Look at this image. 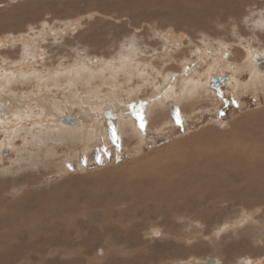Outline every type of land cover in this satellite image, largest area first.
<instances>
[{"label": "rangeland", "instance_id": "obj_1", "mask_svg": "<svg viewBox=\"0 0 264 264\" xmlns=\"http://www.w3.org/2000/svg\"><path fill=\"white\" fill-rule=\"evenodd\" d=\"M49 1L51 0H45V1L0 0V15L4 19H7V21H9L10 16H13V14H11L13 12V8H15L18 11L19 13L18 17L22 18L20 19L21 25H18L16 23V21H18L16 18L18 17L15 14L13 18H11V20L13 21L15 18L16 21L14 20L12 24L4 20V23L0 25V28H2L6 33L7 32L9 33L10 31L12 32L14 31L13 32L14 34H12L11 36H6L3 30L0 29V35H1L0 44H3L5 42H9V43L12 42L13 44H15L17 42L15 46H21V53H20L22 55L21 58L23 56H26V58L25 57H23L24 59L22 58V61L18 60L20 67H22V65L24 66L29 64L30 69L28 68V70H32L34 72L35 70L39 69V67L36 66V63L41 59L39 57V51H42L43 49L46 50V48L48 49V47H50V44L47 43L38 44V43L40 41H43L44 39H48V37L46 38V36L48 35V33L50 32L52 33L53 29L54 32H57L62 36L63 40L60 41L58 44L62 43L63 45L65 36L69 33L71 34L74 33L75 35L79 32L83 33L84 31H86L84 32V34L86 35L87 31H89L86 29H89L88 27L92 26L90 27V29L93 32H97L96 34L98 37L102 36L104 38L105 35H103L102 32H100V30L104 31L105 28L107 29L111 28V26H113L112 24L113 22L116 24L115 26H117V24L119 25V23L121 22L123 25H126L125 23L128 22L127 19H130V21H133V25L128 24L129 26L128 30H130L131 33L127 37L124 35L126 31L123 32V34L121 33L123 37H126L125 38L126 40L123 38L121 43H116L114 41H116L117 39L115 40L111 39L108 43V46L111 45L112 42H114L115 47L117 45L118 51L120 53V59L118 60H120L121 62H125V58L123 57L124 55L122 54L126 52L128 53V55H130L128 56L130 59L133 58L135 59L136 57V60L144 65L143 68H140L141 73L143 72L154 73L157 72V70L161 69L160 67L159 69L156 67L157 68L156 69L154 66H157L162 62L164 63L166 62V60H170L171 58L173 63H175L174 68H176L175 70L172 69V71L173 72L178 71V73H176V75L174 76L175 78H173V81L171 80V82L173 85L178 86V84L180 85L179 74L182 72L183 69L181 61L182 62L184 61V59H180V58L182 57L185 59L190 58L188 59L189 62L191 58L195 59L194 57H196V58H200V60L198 61L199 65L194 68L192 73L190 70L189 71L192 74V79H194V77L199 78V76L200 78L198 79L199 81H195V83L193 84H188L189 86L187 85V87L184 86L185 90L187 91L186 94L188 96L184 98L185 100L182 98L181 99L183 100L184 103L190 102V104L186 106V110L188 113L187 117L181 116L182 117L181 119L178 118L179 115L177 116L171 115L172 114L171 110H169L168 107L169 103L175 101V98L172 97L169 99L168 96H165L164 94H159L161 98L157 102H161L162 104L161 106L163 107L164 111L166 110L165 112L167 113L168 116L165 117L166 114L165 116L163 114L161 116L162 118L161 121L159 118L157 122H155L156 120H154L153 118L154 111L151 110L149 113L145 115H143L144 113L141 112V115H143L144 118L146 117L148 118V120H144L143 122H139V121L133 122V120H128V122H126V119L125 121H120V118L122 117L119 118L120 122H115V123L112 122L111 124L110 122L107 121L106 122L101 121V119H99L98 121L92 120L90 122L91 124L88 121V123H86L85 125L82 123L83 122L82 121L79 124H72L79 126H74L75 129L72 130L71 128H69L72 131L71 133V131L68 128H66V126H64L62 123L60 124L59 121H58L59 124L57 123V115L55 112L56 111L55 109L57 107L55 108L53 106H50L48 108L45 105L42 106L41 104H36L35 100L33 99H28L27 102H29V104L27 105L25 104L24 105L25 107L23 106L24 108H27L26 110H22L25 111L22 112L24 114L23 117L26 116L25 118L18 119V114H16V119L20 123L19 126L17 127L18 128L17 130H15L16 129L15 127H12L13 126L12 121L8 120L7 122L5 121L1 122L0 120L1 123L0 130H2V132L0 131V141L1 139L3 141V142L1 141L2 143L0 142L1 143L0 144V156H1L0 157V178H1L0 206H3V210L6 208L7 205L11 204L9 202V199L15 197L16 194L19 193V191L20 192L23 191L24 193L36 192L38 194H41L44 190H45L44 192L48 190H52V185L56 183L65 182L68 179L69 181L76 180L75 182H78L79 186L83 188L88 187L89 185L92 186L90 188L92 189V191L90 190L89 193L81 192L85 196L82 195L79 196V198L77 196V198L82 202H86V204H90L86 207L87 210H84L83 208V210H79V211L73 210L71 212V210L69 209H63L61 211L54 212L53 210H50L51 208L49 209V207H47L45 203H43L42 210L27 211L32 214L35 213V215L37 216L36 217L34 215L36 218L35 226L37 223H39V226L37 227L39 234L37 232H35L34 234L32 232V234L34 237L37 234H38L37 236H40L38 238L41 240L37 238L38 242L40 243H37V240L35 242L33 240L34 245H31L32 248L30 246L27 247L25 246L24 251H26V255L23 254L24 257L22 256L21 258H19L20 255L19 257H15L16 255L15 253L21 251V247L18 245V243H16L17 241L13 242L11 238V234H9L8 236L10 237L7 236V239H11V240H8L7 243L8 245H7V249H5V253L8 254V258L10 261H6L2 264H20V262L21 264L22 263L23 264H28V263L29 264H65V263L86 264V262L90 264L91 263L90 261H92L91 264H94V262L95 263L97 262L96 264H101V262L102 264H122V263L141 264L142 262H143L142 264L145 263L146 264H210L209 261L212 259L213 260L211 264H264L263 204H261L262 206L260 205V203L256 205H253L252 203L249 202L241 204L240 201L224 200L220 202V205L221 206L223 205L222 207L228 208L229 213L225 214L226 216L224 218L223 217L219 218V220L215 224L208 225L209 223H207L203 218L201 219V216L199 217L200 219L199 218L196 219L195 215L192 217L191 214H187V215L178 214L179 216L178 215L171 216L170 214H167V215L158 216L155 215L151 209L145 215L144 213L138 211V213L130 212L131 215H133V217L135 216L134 218L129 217L127 214H124L125 216L122 217V214L119 215V212H117V210L110 209L114 207L111 205H115L114 202H118V200L114 198L115 200L113 201H107L108 199L107 187L109 186V184L105 182L104 184L105 189L102 191L95 190V188L97 187V184L95 182L100 183V180L103 179L101 178L100 175L103 174L106 169H110V168L112 169L117 166H121V164L122 166L129 165L131 162L135 160V158L139 156L140 158L138 162L145 161L148 158H152L154 156L160 158L162 157L161 153L165 151L167 147L170 144H172V142L175 140L188 138L190 135L194 133L207 134L210 133V131L215 135H217L218 133L219 134H223L226 132L228 133L229 131L226 130L231 129V123H233L235 120H236L235 122H237L239 121V119L241 120L244 117H248L249 116L248 114L250 113L259 114L260 112H263L264 80L261 81V76L263 73L262 71L264 70L258 69L256 68V66L249 67L248 65H252L250 63L252 60V58L250 57V51L252 49L262 50L264 52V5H263L264 2L258 1L259 2L258 3L257 1L246 0L245 4L241 6V8L243 7V9L239 7L240 12L239 10L235 11L233 8L234 5L231 4L228 6H230L231 9L233 8V11L238 13L237 15L236 13H231V14L216 13L215 15L211 14L210 17L208 18L206 17L203 19L197 17H196L197 19L196 18L194 19L195 16H193L191 11L189 12L188 10V12L191 13L193 19H189V17L190 18L192 17L190 16V14H187L188 12H186V14L184 15L186 19L182 20V18H179V16H173V15L170 16V14L172 13L170 14L167 13L168 12V10H166L167 6L164 5L160 6V4H158L159 7L156 4L141 5L138 7L139 9L142 10V13L140 14L138 12L134 13L135 11H138L137 8L135 10H131L130 8L132 7L126 6L125 12L123 13L121 12L119 7L114 9L113 6V7H108L109 8L108 9L106 7H103L99 3L96 4L92 0H90L89 2L85 1V2L66 3L64 5H68V6H60L55 10V9H50L48 7ZM134 2L137 3L136 1ZM177 4H179L180 7L182 6L181 3L179 2ZM258 4L260 5L258 6ZM100 5L102 9L100 8ZM175 6L178 5H174L173 7ZM24 9H26V11H24ZM57 9H60V11H58ZM116 9H118L117 12ZM171 9L174 10V8ZM20 10H22V12H20ZM155 10H157L156 12L158 13H154ZM245 11L248 12L245 13ZM35 12H37L39 16L35 15ZM24 13H26L27 16L30 13L29 15L31 16H29L25 20L24 18L26 15L24 16ZM2 17L0 18V23L3 20ZM61 17L62 19L65 20L60 19ZM105 17L106 18L108 17L110 20L108 24L104 20ZM117 17L119 20L120 19L121 20L120 21L117 20ZM52 20L53 22L51 23V25L49 26L46 25L47 22H51ZM31 21L34 23H32ZM97 21L99 23H97ZM101 23H103L104 25L103 24L100 25ZM105 24L109 26H106ZM78 25H80L81 27ZM86 25L88 27H86ZM21 28H23L22 29L23 31L21 30ZM95 28L97 29L95 30ZM16 30L19 31V35L15 33ZM98 32H100L101 34L99 33L100 34L99 35ZM27 34L30 36L32 35V40L29 36H27ZM138 35H142V36L140 37ZM27 37L30 40H27L28 39ZM17 39L19 40V44ZM27 43H29L30 46L29 44L27 45ZM114 44H112L113 46H110L111 50L115 49ZM222 45L227 50V53L223 57L216 55V52H218L219 47ZM33 46L37 47V49L33 48ZM64 46H68V45H66L65 43ZM71 48H73V46ZM228 48L231 49L230 53H228ZM0 50L2 51V49ZM18 50H19L18 48L13 49V51L15 52H17ZM132 50L137 51L135 52L136 55L132 52ZM85 51L86 50L82 49L80 50L79 53L77 54L75 53V55L76 56L82 55L85 53ZM115 51L117 52V50ZM143 51L146 52L142 53ZM164 53L167 54L165 55ZM160 55L162 56L168 55L170 57L167 58L168 57L167 56L165 58V56H163L158 58V56ZM93 56L94 57L88 56V58L86 59H90L89 61H94L96 56L95 55ZM101 56L103 55H98L97 57H101ZM154 56L155 58L156 57L158 58V60H156L158 61L157 63L155 60H153L154 58H152ZM78 58L79 57L75 59L77 63H79V59H80ZM105 59L106 58L103 57V60ZM223 59L224 60L230 59V61H232L233 63L230 65H221L222 63L220 64L219 62L224 61ZM23 60H25V62ZM89 61L87 62V64H89ZM80 63L74 65L76 69L78 66H81ZM71 64L67 65V69L69 68L70 70L72 69L71 72L73 73L76 69ZM132 64L135 65L134 62H132ZM125 65L129 66L126 63ZM104 66H109V65L106 64ZM186 66H188L189 69L191 68L189 64ZM95 67L94 65H91L90 67L91 69L89 70H91L94 74L99 72L98 75H96L98 78L94 77L92 79L101 80L100 79L101 77H99V75H101L102 71L101 69L99 70L100 67L98 66ZM177 68H179L180 70H177ZM254 72L256 73L255 79L254 77L253 78L251 77L254 75ZM209 73L211 75L228 74L229 80H226L225 83L221 84L219 87L210 86L209 82L211 75ZM75 74H76L75 79H77V81H75L74 79L76 89L78 90L81 86H85L82 87L81 89L85 90L88 96L89 93H94L91 90L88 91V89L91 87L92 81L89 84L87 83L86 85L83 81L78 80L79 78L77 76V72ZM129 74L131 75V73H128V76ZM258 75L260 77H256ZM114 87L115 84L112 86V88ZM57 89L58 87L56 86L55 90L57 91ZM63 91L64 90H62V92ZM193 95L194 96L197 95L196 96L197 98L193 97ZM75 99H76L75 112H77L81 116L84 115L82 116L83 119L87 117L85 113L86 112L89 113L90 110L91 111L96 110L95 114L98 115L99 113L98 111L104 106V104H98L94 100L95 98L93 99V102L92 104H90V106L88 105V102L85 101L81 102L82 99L81 100L79 99V95H77V98ZM155 99L154 101H156ZM194 100L197 101L195 105H193ZM154 104L155 106H157V103ZM128 106L130 107V105ZM42 107L43 109L44 107H46L47 109H44L45 111H42L43 110ZM18 108L19 107L16 104L15 111L18 110ZM27 110L29 111L26 112ZM19 112H21V110ZM130 112L132 113V111L129 110L128 118L131 117ZM48 113L50 114V116H52V114H55L53 115L55 120L53 121L52 119L47 120L48 122L47 124H45L46 126L41 127V124L36 123V121L44 120L46 122L45 119H47L49 115ZM164 118L167 119L166 122L164 121ZM98 122L102 124L100 125V123ZM96 124H99L98 127L100 128L96 129L97 128ZM47 125L49 129L47 128ZM20 128L23 129V131ZM28 128L29 129L31 128V130L33 129L32 131L34 132L32 133L31 130H29ZM46 131L47 133L49 132L50 136H46L48 135L47 133H44ZM29 132L31 133L27 134ZM5 134L7 135L5 136ZM9 134L11 135L10 137ZM86 139H88L89 141H87ZM65 141L68 143H66ZM6 142L9 144H7ZM25 142L28 143V145L26 144L27 146H25ZM15 143H16V147L14 146ZM71 143L74 144L72 145ZM2 179H4V181ZM11 181L17 182L15 184L16 187H14V189H13V185L11 186L12 183ZM9 186L11 187L9 188ZM114 196L115 193L112 194V197ZM124 206H126V204L123 205V207ZM45 209L46 211H44ZM106 209H107V213H105ZM46 212L48 214H46ZM86 212L92 213L95 222H99V223L102 222L104 213H105L104 216H106L107 219L109 218L111 219L112 217H114L115 220L118 217L122 218L123 220L122 224H116V222H113L110 229H106L108 231H106L105 234H108L113 244L122 245L123 250L115 251L110 246H103L100 242H98L99 239H97L100 236V234H98L99 232L97 230H93L94 228L92 229L90 227L87 228V225H85V232H86V236L89 235L88 238L87 239L85 238L86 240L82 239L83 241L80 238H78L79 233H77L78 235L74 233L73 228L77 230L76 224L78 225V220H82L84 218V213L86 214ZM1 213L2 215L0 214V216L2 217V219L0 217V222H1L0 224H2L6 216L5 214H3L5 213V210L2 211ZM73 215L77 216L78 220H75L73 228L71 226L69 228V224L66 223V221H62L61 218L64 217L69 218ZM39 217L43 218L44 220L40 219ZM57 221L59 222L57 223ZM62 223L65 224L62 225ZM102 225L103 227L106 226L104 223H102ZM24 226H23L24 230H22L21 232L26 234L27 231L30 230V227L28 226L26 228V224H24ZM56 226L58 228H56ZM2 227L3 226H1V228ZM1 228H0V232H3L2 230H4L5 228L4 227L2 229ZM55 228L57 229V231L54 230ZM11 230L14 231L15 229H9L7 230V232H13ZM53 232L58 233V235L56 233L54 234ZM116 232L118 233L116 234ZM51 233L53 234L51 235ZM61 233L63 235L65 234L64 235L65 243L68 242L66 243V245L70 244L68 246V249L76 250L77 248L76 252H79L78 254L79 257L75 256L72 257L71 259V255H66V254L63 255L60 253L57 254L51 252L55 247L54 244L59 242V240L55 236H61L62 235ZM49 234L51 235V237H49L50 241L52 239L54 240L55 237V241L57 242H47L46 236ZM33 236H31L32 239ZM73 236L74 238L71 241L70 239H72ZM28 237L31 238L30 235ZM0 239L2 238L0 237ZM77 239H79V241L82 242L81 243L77 242ZM73 241H75L74 244ZM44 242L45 243L47 242V244L45 245ZM12 243H14V245ZM41 243H43V245L45 246H43ZM61 244L63 245L62 242ZM11 246H14L13 247L14 249ZM16 247L17 249H15ZM179 248L181 249V252L176 251V250H180ZM14 250L16 251L13 252ZM135 250L137 253L135 252ZM29 259L31 260V262H29L30 261ZM76 259H78V261ZM106 259H108L109 261Z\"/></svg>", "mask_w": 264, "mask_h": 264}, {"label": "bare ground", "instance_id": "obj_2", "mask_svg": "<svg viewBox=\"0 0 264 264\" xmlns=\"http://www.w3.org/2000/svg\"><path fill=\"white\" fill-rule=\"evenodd\" d=\"M45 1V0H43ZM89 2L90 0H51L49 1L48 7L50 9H55L59 8L60 6H68V5H64L66 3H75V2ZM94 1L96 4L99 3L101 4L103 7H113L115 8H120L121 12H125V8L126 6H130L132 8H130L131 10H135L136 8L138 9V11H135L134 13H142V10L139 9L138 7L141 5H153L156 4L158 7L160 4V6H167L168 12L167 13H172L170 14L173 16H179V18H182V20H185V14L186 12L191 11V13L193 14L194 19L197 18H208L210 17L211 14H216V13H223V14H231V13H236L233 11L234 10H239L241 8V6L243 4H245L246 0H186V1H181V0H92ZM134 1H136L137 3H135ZM250 1V0H247ZM251 1H261L264 2V0H251ZM28 2V1H27ZM181 3V7L179 6V4L177 3ZM259 3V2H258ZM44 4V3H42ZM47 4V3H45ZM233 4V8L231 9L230 6ZM254 4V3H253ZM263 4V3H261ZM37 5V3H36ZM88 5V4H87ZM100 5V8L102 9ZM174 5H178L173 7ZM260 4H258L259 6ZM264 5V4H263ZM12 6V5H11ZM26 6V5H25ZM43 6V5H42ZM236 6V7H235ZM157 7V8H158ZM240 7V8H239ZM26 8V7H25ZM155 8V9H157ZM164 8V7H163ZM171 8H174V10H172ZM248 8V6H247ZM254 8V7H253ZM257 8V7H256ZM13 8V12L11 14H14L18 17V11ZM20 9V8H19ZM27 9V8H26ZM26 9H24V11H26ZM69 9V8H68ZM67 9V10H68ZM109 9V8H108ZM113 9V10H114ZM129 9V10H130ZM243 9V7L241 8ZM245 9V8H244ZM30 10V9H29ZM58 11H60V9H57ZM118 9H116L117 12ZM149 10V9H148ZM207 10V11H204ZM246 10V9H245ZM10 11V10H9ZM52 11V10H51ZM115 11V10H114ZM157 10L154 11V13H158L156 12ZM20 12H22V10H20ZM28 12V11H27ZM38 12V11H37ZM37 12H35V15H38ZM133 12V11H132ZM131 12V13H132ZM187 13L190 14L191 13ZM240 12V10H239ZM243 12V10H242ZM248 11H245V13ZM5 13V12H4ZM33 13V12H32ZM122 13V14H123ZM128 13V12H127ZM3 14V13H1ZM22 14V13H21ZM30 14V13H29ZM26 15V13H24L25 16V20L31 16ZM129 14V13H128ZM238 13H236L237 15ZM244 14V13H243ZM105 15V14H104ZM233 15V14H232ZM1 16V15H0ZM13 16H10L9 21H7V19L3 18V22L1 21L0 25L2 23H4V20L9 22V23H13V21L16 19L18 21H16V23L18 25L20 24V17L18 18H14V20L12 21L11 18H13ZM22 16V15H20ZM39 16V15H38ZM125 16V15H123ZM188 16V15H187ZM186 16V17H187ZM225 16V15H224ZM0 17V18H1ZM143 17V16H142ZM192 17V16H191ZM235 17V15H234ZM35 18V17H34ZM69 18V17H68ZM115 18V17H114ZM141 18V17H139ZM174 18V17H173ZM196 18V19H197ZM37 19V16H36ZM62 19V17L60 18ZM189 19H193L189 17ZM201 19V20H202ZM40 20V19H39ZM38 20V21H39ZM46 20V19H44ZM65 20V19H62ZM68 20V19H67ZM96 20V19H95ZM104 20L107 22H110L109 18L105 17ZM109 20V21H108ZM117 20L118 17H117ZM121 20V19H120ZM119 20V21H120ZM124 20V19H123ZM128 22H126V25H123L122 22L119 23V25L117 24V26H115L116 24L113 22V26H111V28H103L104 31L100 30V32H102L103 35H105V37L103 38L102 36L98 37L97 36V32H93L90 27H88L86 25V27H88L89 30L87 31L86 35L83 33L79 32L77 34L74 35L69 33L65 36L64 39V44L66 42V39L69 38L70 39H77V45L76 43H74L75 46V50L77 51V48L79 47L80 50L84 49L86 50L84 54L86 58H88V56H92L93 55L96 56L95 53H97L98 55H103L105 56L107 53L106 51L110 48V46H113L112 44H114V42L116 43H121V41L123 40V38L125 39L130 33L131 31L128 30L129 26L128 24L133 25V21H130V19H127ZM147 20V19H146ZM41 21V20H40ZM91 21V20H90ZM94 21V20H93ZM154 21V20H153ZM188 21V20H186ZM194 21V20H193ZM192 21V22H193ZM6 22V24H7ZM32 22V21H31ZM100 22V20H99ZM97 21V23H99ZM125 22V21H124ZM236 22V21H235ZM34 23V22H32ZM88 23V22H85ZM105 23V22H104ZM152 23V22H151ZM172 23V22H171ZM23 24V23H22ZM90 24V23H89ZM93 24V22H92ZM96 24V23H95ZM103 23H101L100 25H102ZM173 24V23H172ZM171 24V27H172ZM4 25V24H3ZM32 25V24H31ZM99 25V27H100ZM104 25V24H103ZM106 25V24H105ZM187 25V24H186ZM195 25V24H194ZM17 26V25H16ZM15 26V27H16ZM109 26V25H106ZM125 26V27H124ZM23 27V26H22ZM31 27V26H30ZM167 27V26H166ZM195 27V26H194ZM33 28V26H32ZM98 28V26H97ZM95 28V30L97 29ZM2 29V28H0ZM10 29V28H7ZM15 29V28H14ZM23 28H21L22 30ZM93 29V28H92ZM114 29V30H113ZM3 30V29H2ZM94 30V31H95ZM18 31V30H16ZM23 31V30H22ZM33 31V30H32ZM83 31V29H82ZM126 33L124 34L126 37H123V32ZM243 31V30H242ZM4 32V30H3ZM14 32V31H13ZM12 31H10L9 33L4 32L6 34V36H11L12 34H14ZM98 32V34L100 33ZM24 33V32H23ZM122 33V34H121ZM101 34V33H100ZM99 34V35H100ZM1 36V35H0ZM34 36V35H33ZM138 36H142V35H138ZM25 37V36H24ZM26 38V37H25ZM32 38V37H31ZM35 38V37H33ZM20 39V38H18ZM17 39V40H18ZM22 39V38H21ZM113 39H117L116 41L112 42L111 45L108 46L109 41ZM28 40V39H27ZM84 40V41H83ZM126 40V39H125ZM19 41V40H18ZM21 41V40H20ZM24 41V40H23ZM68 41V39H67ZM73 41V40H71ZM31 42V41H30ZM69 42V41H68ZM66 43V45L71 46L72 47V42L71 43ZM17 43V42H16ZM15 43V44H16ZM26 43V40H25ZM14 44V45H15ZM29 43H27L28 45ZM58 44V43H57ZM63 44V45H64ZM72 44V45H71ZM105 44H107L106 49L104 48ZM123 44V43H122ZM121 44V45H122ZM73 45V48H74ZM124 45V44H123ZM131 45V44H130ZM30 46V44H29ZM58 48L62 46V43L55 45ZM86 46V47H85ZM133 46V44H132ZM25 47V46H22ZM53 47V46H52ZM67 47V46H66ZM109 47V48H108ZM115 47V44H114ZM165 47V45H164ZM31 48V47H30ZM45 48V47H44ZM49 48V47H48ZM54 48V47H53ZM87 48V49H86ZM117 48V45H116ZM217 48V46H216ZM252 48V47H251ZM254 48V47H253ZM29 49V48H28ZM47 49V48H46ZM52 49V48H50ZM61 49V48H59ZM105 49V50H104ZM123 49V48H122ZM156 49V48H155ZM5 50V49H4ZM79 50V51H80ZM125 50V49H124ZM218 50V49H217ZM231 50V49H230ZM53 51V50H52ZM114 51V50H113ZM254 51H257L254 53ZM61 53V51H59ZM133 52V51H132ZM157 52V51H156ZM154 52V53H156ZM79 53V52H77ZM161 53V52H160ZM227 53V50L225 49V47L220 46L218 52H216V55L218 56H224ZM254 53V54H253ZM87 54V55H86ZM165 54V53H164ZM167 54V53H166ZM165 54V55H166ZM233 54V53H232ZM124 55L123 57L125 58V62L123 63H130L132 62V59H130L128 56V53H124L122 54ZM164 55V56H165ZM254 55V56H253ZM168 56V55H167ZM165 56V58L167 57ZM239 56V54H238ZM26 57V56H25ZM122 57V58H123ZM174 57V55H173ZM236 57V56H235ZM250 57L252 58L251 60V64L252 65H248L250 66H256L257 67V63L260 62L261 59H264V52L262 50H256V49H252L250 51ZM23 58V57H22ZM22 58L20 59L22 61ZM153 58V57H152ZM169 58V56L167 57ZM230 58V57H229ZM24 59V58H23ZM79 59V58H78ZM134 59V58H133ZM171 59V58H170ZM192 59V58H191ZM221 59V58H220ZM35 60V59H34ZM79 59V62H82L80 65H88V66H84L83 70L85 68V70L87 72H89V75L87 77H85V80H89V82H87L88 84L91 82V79L94 77H97L96 75H98V73H93L89 66V64H87V62L90 59H85V60H81ZM165 60V59H164ZM197 60H200V58H198ZM224 60V59H223ZM227 60V59H226ZM221 61L219 62L221 65H230L233 62L230 61V59H228L227 61ZM25 62V60H23ZM60 61V60H59ZM78 61V60H77ZM135 61V60H134ZM141 61V60H140ZM163 61V60H162ZM175 61V60H174ZM90 62V61H89ZM121 62V61H120ZM38 63V62H37ZM62 63V62H61ZM157 63V62H156ZM155 63V64H156ZM163 63V62H162ZM183 62L181 61V64ZM188 64V63H187ZM198 64V63H196ZM246 64V63H245ZM2 65V64H1ZM41 65V64H40ZM55 65V64H54ZM60 65V64H59ZM62 65V64H61ZM72 65V64H71ZM19 66V63L18 65ZM26 65H22V67L19 66V70L21 72V69L23 71ZM74 66V65H73ZM72 66V67H73ZM78 66V67H81ZM15 67V66H14ZM95 67V66H94ZM182 72L179 74L180 78H179V83L180 85H182V88H184V86L187 87L188 84H193L195 83V81H199L197 77H194V79H192V72L190 73V71L188 70V66L182 64ZM45 68V67H44ZM75 68V66H74ZM73 68V70H74ZM96 68V67H95ZM152 68V67H151ZM159 69V67H157ZM156 68V69H157ZM13 69V68H12ZM35 69V68H34ZM33 69V70H34ZM76 69V68H75ZM80 69V68H79ZM94 69V68H93ZM150 69V68H149ZM260 69V68H258ZM18 70V69H17ZM25 70V69H24ZM39 70V69H38ZM68 70V69H67ZM70 70V68H69ZM68 70V71H69ZM72 70V69H71ZM98 70V68H97ZM100 70V69H99ZM152 70V69H151ZM264 70V69H261ZM55 71V70H54ZM96 71V70H95ZM56 72V71H55ZM78 73V71H76ZM83 72V71H82ZM101 72V71H100ZM151 72V71H150ZM262 76H261V81L264 80V71H262ZM14 73V72H13ZM17 73V72H15ZM14 73V74H15ZM19 73V72H18ZM25 73V72H24ZM48 73V72H47ZM53 73V72H52ZM58 73V72H57ZM68 73V72H67ZM190 73V74H189ZM4 74V73H3ZM10 74V73H9ZM49 74V73H48ZM47 74V75H48ZM72 74V73H71ZM75 74V72H74ZM210 74V73H209ZM255 72L254 75L251 76L252 78L254 77L255 79ZM259 74V73H258ZM24 75V74H23ZM37 75V74H36ZM130 75V74H129ZM151 75V74H150ZM171 75V74H170ZM211 75V74H210ZM260 75V74H259ZM256 76V77H260V76ZM40 76V75H39ZM73 76V75H72ZM222 75L219 74H212L210 76V86H214V87H219L221 84H224L226 80H229V75L225 74L222 83L220 82V80L218 78H221ZM19 76H17L18 78ZM41 77V76H40ZM100 77V75H99ZM98 78V77H97ZM175 78V77H174ZM53 79V78H52ZM80 79V78H79ZM78 79V80H79ZM172 79V78H171ZM251 79V78H250ZM253 79V80H254ZM13 80V79H12ZM97 80V79H96ZM32 81V80H31ZM75 81H77V79H75ZM173 81V80H172ZM252 81V80H251ZM170 82V81H169ZM39 83V82H38ZM81 83V82H80ZM96 84V81L94 82ZM172 83V82H171ZM221 83V84H220ZM252 83V82H251ZM256 83V82H255ZM261 83V82H259ZM44 85V83H42ZM98 84V83H97ZM136 84V83H135ZM202 84V83H201ZM9 85V84H8ZM24 85V84H23ZM81 85V84H80ZM168 85V84H167ZM166 85V86H167ZM90 86V85H89ZM189 86V85H188ZM192 87V86H191ZM199 87V86H198ZM131 88V87H130ZM86 89V88H85ZM197 89V88H196ZM140 90V89H139ZM156 90V89H155ZM192 90V89H191ZM206 90V89H205ZM117 91V90H116ZM198 91V90H197ZM175 93V92H174ZM200 93V92H199ZM198 93V94H199ZM177 94V93H176ZM197 94V95H198ZM180 95V94H178ZM201 95V94H200ZM157 98H156V97ZM154 97L156 98L154 100H151V105H147V109H143L141 108L142 113L147 112L148 110H152L154 111V120H156L155 122H157L160 118L161 121V116L164 114H166L165 117H167V113L164 111L163 107L161 106V102H157L161 97L159 94L155 95ZM21 97V96H20ZM25 98V96H22ZM21 97V100H17V105H18V110L15 111V105L11 104V106L8 107V109H6L5 106V100H1L0 101V120L7 122L8 120L13 122V126L15 127L17 130L18 126H19V121L16 119V114H18V119H23L25 117H23V113L25 111L22 110H26L27 108H24L25 104H29V102L24 101ZM194 97V95H193ZM201 97V96H200ZM198 97V98H200ZM36 97L33 96H28L26 99H35ZM44 98V97H43ZM178 98V97H176ZM180 101L181 102H176L177 100H175L174 102L172 101V103H169V110H171V115H179L178 118H182L183 116L187 117L188 113L186 110V106L190 104V102L188 103H184L183 100L181 99V95L179 96ZM197 98V97H196ZM195 98V99H196ZM170 99V97H169ZM188 99V98H186ZM194 99V98H193ZM39 100H41V98H39ZM76 100V99H75ZM79 100V99H78ZM185 100V99H184ZM80 101V100H79ZM150 101V100H149ZM36 102V101H35ZM47 102V101H46ZM133 102L135 101H131V102H127L128 105H130V107H132V105L134 104ZM139 102V101H138ZM137 102V103H138ZM148 102V101H147ZM163 102V101H162ZM171 102V100H170ZM34 103V102H33ZM38 103V102H37ZM36 103V104H37ZM123 103V102H122ZM134 106H136V104ZM154 103H157V106H155ZM197 103L196 100H194V104L195 105ZM35 104V105H36ZM67 104V103H66ZM24 106V107H23ZM43 106V103H42ZM70 106V105H69ZM114 106V105H113ZM125 106V107H126ZM155 106V107H154ZM120 107V106H119ZM129 107V106H128ZM66 108V107H65ZM114 108V107H113ZM43 109V107H42ZM44 109H47L46 107H44ZM42 111H45V110ZM117 109V108H116ZM120 109V108H119ZM118 109V110H119ZM162 109V110H161ZM6 110H8V112L10 114L6 113ZM21 110V112H19ZM108 110V112H107ZM124 113L123 111H121V113H123L122 115H124L127 111L129 112V110H127L126 108L124 109ZM132 110V109H131ZM130 110V111H131ZM140 110V109H139ZM29 110H27L26 112H28ZM37 111V110H35ZM96 110H93L88 113L86 112L85 114L87 115V117H85L83 119L82 116L84 115H80L77 112L75 113H67V115H65V113L59 112L61 114V116H59L58 111H57V115L59 117H57V123L60 124L62 123L64 126H66V128H71L75 129L74 126H79V125H71V124H79L82 123L85 125L86 123H89L92 120H96L98 121L99 119H101V121L104 122H110V124L113 122H120V121H125L128 122V116L129 113L125 116H127L125 118L124 116V120L117 118V116L112 113L113 109H111V107H105L103 106L98 112V115L95 114ZM177 111V112H176ZM48 112V111H47ZM56 112V111H55ZM70 112V110H69ZM80 112V111H79ZM104 112H107L106 114ZM168 112V111H167ZM176 112V113H175ZM40 113V112H39ZM45 113V112H44ZM50 113V112H49ZM48 113V114H49ZM82 113V112H81ZM152 113V112H151ZM175 113V114H173ZM31 114V113H30ZM52 114V113H51ZM64 114V115H63ZM70 114H73L72 117V122H69L68 120L63 121L61 118H64ZM105 114V115H104ZM169 114V113H168ZM29 115V114H27ZM52 116H50V114L48 115L46 122L44 120H37L36 123H40L41 127L46 126L45 124H47V120L52 119L55 120V118ZM118 115V114H117ZM121 115V116H122ZM248 117H244L241 120L239 119V121L237 122H233L231 123V129L226 130L229 131L228 133H223V134H217L215 135L214 133H201V134H192L190 135L188 138H182L180 140H175L172 142V144H170L167 149L165 151H163L162 157H152V158H148L145 161L142 162H138L139 161V157L135 158V160L133 162H131L129 165H125V166H117L115 168H110V169H106L104 171L103 174H101V179L100 183L99 182H95L97 184V187L95 188L96 191H102L105 189V182L107 184H109V186L107 187V201H113L115 200L114 198H116L118 200V202H114L115 205H111L114 206L113 208L110 209H114L117 210V212H119V215L122 214V217H124V214H127L129 217H133V215H131V213H138L142 212L144 213V215L146 213H148V211H150V209L152 210V212L155 215H167L170 214L171 216H176L178 214H191L192 217L195 215L196 219L199 218L201 216V219L203 218L207 223L210 224H215L219 218L221 217H225L227 213H229V209L222 207L220 205V202L224 201V200H233V201H240L241 204L243 203H252L253 205H256L258 203L263 204L264 207V110L263 112H260L259 114H254V113H250L248 114ZM37 116V115H36ZM46 116V114H45ZM119 117H121L120 115H118ZM182 116V117H181ZM123 117V116H122ZM152 117V116H151ZM40 118V117H39ZM46 118V117H45ZM177 118V119H178ZM32 119V118H31ZM176 119V118H175ZM27 120V118H26ZM166 118H164V121L166 122ZM30 121V120H29ZM59 121V122H58ZM24 122V121H23ZM25 123V122H24ZM33 123V122H31ZM35 123V124H36ZM54 123V124H57ZM100 123V122H98ZM1 124V123H0ZM11 124V123H10ZM9 124V125H10ZM29 124V123H28ZM91 124V123H90ZM95 124V123H94ZM102 123H100L101 125ZM51 125V124H50ZM53 125V124H52ZM97 125V126H96ZM95 126L97 127L96 129L100 128L98 127L99 124H96ZM30 126V125H29ZM39 126V125H38ZM56 126V125H55ZM70 126V127H69ZM105 126V125H104ZM21 127V126H20ZM37 127V126H36ZM61 127V126H60ZM109 127V126H108ZM2 128V127H1ZM24 128V126H23ZM34 128V127H33ZM48 128V125H47ZM102 128V127H101ZM6 129V128H5ZM9 129V128H8ZM21 129V128H20ZM29 129V128H28ZM49 129V128H48ZM23 131V129H21ZM19 130V131H21ZM31 130V128L29 129ZM33 130V129H32ZM31 132L33 133L34 131ZM40 130V129H39ZM70 130V129H69ZM70 130V131H71ZM2 132V130H0ZM8 131V130H7ZM53 131V130H52ZM51 131V132H52ZM77 131V130H76ZM13 132V131H12ZM25 132V131H24ZM31 132L27 133L30 134ZM200 132V131H198ZM203 132V131H202ZM7 133V132H6ZM23 133V132H21ZM44 133H47L44 132ZM72 133V131H71ZM217 133V132H216ZM25 134V133H24ZM48 135L46 136H50L49 132L47 133ZM67 134V133H66ZM7 134H5L6 136ZM20 135V134H19ZM18 135V136H19ZM38 135V134H37ZM55 135V134H54ZM70 135V134H69ZM116 135V134H115ZM11 135L9 134V137ZM35 136V135H32ZM58 136V135H56ZM71 136V135H70ZM99 136V135H97ZM223 136V137H222ZM38 137V136H37ZM90 137V136H89ZM101 137V136H100ZM41 138V137H40ZM44 138V137H43ZM13 139V137H12ZM49 139V138H48ZM24 140V138H23ZM26 140V139H25ZM34 140V139H33ZM50 140V139H49ZM56 140V139H55ZM87 141H89L88 139H86ZM2 141V139H1ZM0 141V142H1ZM8 141V140H6ZM35 141V140H34ZM41 141V140H39ZM69 141V138H68ZM84 141V140H83ZM86 141V142H87ZM3 142V141H2ZM1 142V143H2ZM28 142V141H27ZM25 142V146L28 145V143ZM66 142V141H65ZM0 143V144H1ZM7 143V142H6ZM49 143V142H48ZM68 143V142H66ZM84 143V142H83ZM9 144V143H7ZM12 144V143H10ZM27 144V145H26ZM70 144V143H69ZM72 144V143H71ZM74 144V143H73ZM72 144V145H73ZM80 144V141H79ZM82 144V143H81ZM42 145V144H41ZM12 146V145H11ZM16 147V143L14 145ZM13 146V147H14ZM77 146V145H76ZM87 146V145H85ZM141 146V145H140ZM40 147V146H39ZM4 148V147H3ZM22 149V148H21ZM24 149V148H23ZM134 149V148H133ZM26 150V149H25ZM18 151V150H17ZM69 151V150H68ZM29 153V152H28ZM34 153V152H33ZM38 155V154H37ZM49 155V154H48ZM1 157V156H0ZM38 157V156H37ZM144 157V156H143ZM146 159V158H145ZM40 163V162H39ZM127 164V163H126ZM35 166V165H34ZM4 167V166H3ZM30 168V167H28ZM33 169V168H32ZM31 170V169H30ZM28 172V170H27ZM31 172V171H30ZM9 174V173H8ZM24 177V176H23ZM22 178V177H21ZM1 179V178H0ZM4 181V179H2ZM1 181V180H0ZM7 181V180H5ZM76 180H71L69 181L66 180L65 182H61V183H56L54 185H52V190H48L46 192H42L41 194H38L36 192H27L24 193L23 191H19V193L16 194L15 197H12L9 199V202L11 203L10 205H7L5 210V219L2 222V224H0V228L1 226H3L5 229L2 230L3 232H0V237L2 239H0V264L6 262V261H10L8 258V254L5 253V249H7V243L8 240L11 239H7V236L9 234H11V238L13 240V242L18 243V245L21 247V251L16 252L15 257H20L22 256L24 257V255H26V251H24L25 246H30L34 245V242L37 240L38 237L37 236L39 234L38 232V226L39 223L36 224L35 226V213H30L27 212L29 210H42L43 207V203L46 204L47 207H49L50 210H53L54 212L57 211H61L63 209H69L71 210V212L73 210H87V206L90 204H86V202H82L81 200H79V196L84 195L83 193H89L90 190L92 191V189H90L92 186L91 185H87L88 187H80L78 182H75ZM12 182V181H11ZM10 182V183H11ZM17 182L13 181L11 183V186L13 185V189ZM29 183V182H26ZM4 184V183H3ZM5 185V184H4ZM94 185V184H93ZM9 186V188L11 187ZM79 186V187H78ZM84 186V185H83ZM6 187V186H4ZM3 187V188H4ZM29 189V188H28ZM83 192V193H81ZM22 193V194H21ZM115 193V196L112 197V194ZM27 195V196H26ZM26 196V197H24ZM78 196V198H77ZM85 196V195H84ZM67 198V199H65ZM5 200V199H4ZM3 200V201H4ZM8 201V200H7ZM99 201V200H98ZM124 201V202H121ZM226 202V201H225ZM4 204V203H2ZM123 207V205H125ZM140 204V205H138ZM99 205V204H98ZM262 206V205H261ZM234 207V206H233ZM3 210V206H0V214L2 215V211ZM48 210V209H47ZM104 210V209H103ZM102 210V211H103ZM109 210V209H108ZM143 210V211H141ZM33 211V212H35ZM46 211V209L44 210ZM90 211V210H89ZM7 212V213H6ZM27 212V213H26ZM39 212V211H38ZM41 212V211H40ZM110 212V211H109ZM113 212V211H112ZM131 212V213H130ZM253 212V211H252ZM37 213V212H36ZM100 213V212H99ZM102 213V212H101ZM105 213H107V209L105 210ZM105 213L103 214V218H102V222H95V220L93 219V214L86 212V214L84 213V218L82 220H78L77 216L73 215L71 217H64L61 218L62 221H66V223L69 224V228L70 226L73 228L74 227V222L75 220H78V225L76 224V229L75 230L73 228L74 233H79L78 238H80L81 240L84 239L86 240L88 238V236H86V232H85V225H87V228L90 227L91 229L94 228L93 230H97L100 234L99 241L103 246H110L113 248V250L118 251V250H123L122 245H116L113 244L112 241L110 240L108 234H105L106 229H110L111 225L113 224V222H116V224H122L123 220L122 218H115L112 217L111 219H107L105 215ZM42 214V213H41ZM46 214H48L46 212ZM52 214V212H51ZM114 214V213H113ZM247 214V212H246ZM35 215V216H34ZM50 215V214H49ZM55 215V214H54ZM109 215V214H108ZM138 215V214H137ZM48 216V215H47ZM81 216V214H80ZM83 216V214H82ZM179 216V215H178ZM1 217V216H0ZM37 217V216H36ZM54 217V216H53ZM109 217V216H107ZM127 217V216H126ZM135 217V216H134ZM133 217V218H134ZM145 217V216H144ZM166 217V216H165ZM40 218V217H39ZM44 218V215H43ZM40 218V219H43ZM100 218V220H101ZM2 219V217H1ZM51 219V218H50ZM56 219V218H55ZM96 219V217H95ZM98 219V218H97ZM167 219V218H166ZM200 219V218H199ZM198 219V220H199ZM44 220V219H43ZM60 220V218H59ZM169 220V218H168ZM48 221V220H47ZM112 221V222H111ZM56 222V221H55ZM59 221H57L58 223ZM111 222V223H110ZM1 223V222H0ZM53 223V222H52ZM51 223V224H52ZM102 223H104L106 226L103 227ZM126 223V222H125ZM143 223V222H141ZM148 223V222H147ZM231 223V222H230ZM234 223V222H233ZM24 224H26V228L29 226L30 230L27 231L26 234L22 233L21 231L24 230L23 226ZM49 224V223H48ZM65 223H62V225H64ZM137 224V223H136ZM142 225V224H141ZM207 225V226H208ZM42 226V224H41ZM49 226V225H48ZM51 226V225H50ZM61 226V224H60ZM2 227V228H3ZM25 227V226H24ZM44 227V226H43ZM66 227V226H65ZM64 227V228H65ZM1 228V229H2ZM56 228H58L56 226ZM54 229L57 231V229ZM68 228V229H69ZM210 228V226H209ZM9 229H15L13 232H7V230ZM44 229V228H41ZM50 229V228H48ZM60 230V229H58ZM161 230V229H160ZM207 230V229H206ZM89 231V230H88ZM105 231V232H104ZM118 231V230H117ZM134 231V230H133ZM172 231V230H171ZM35 232H37L35 235V237L33 236V234ZM52 232V231H51ZM96 232V231H95ZM101 232V233H100ZM173 232V231H172ZM54 233V232H53ZM51 233V235L53 234ZM56 233V232H55ZM54 233V234H55ZM66 233V232H65ZM70 233V232H69ZM118 232H116L117 234ZM122 233V232H121ZM58 235V233H56ZM62 234V233H61ZM97 234V233H96ZM97 234V235H98ZM124 234V233H123ZM163 234V233H162ZM161 234V235H162ZM30 235L33 236L29 238L28 236ZM51 235H47L46 236V241L47 242H57L55 241V237H57V239L59 240V242L61 241L63 243V245L61 244V242H57L54 244V248H53V253H57V254H63V255H71V259L72 257H77L79 252H76V250H71L68 249V246L70 245H66L65 243V237L62 234L61 236H55L54 240L52 239L50 241ZM73 235V234H72ZM78 235V234H77ZM76 235V236H77ZM94 235V234H93ZM95 236V235H94ZM114 236V235H113ZM132 236V235H131ZM10 237V236H8ZM70 237V236H69ZM96 237V236H95ZM123 237V236H122ZM138 237V236H137ZM43 238V237H42ZM74 236L72 237V239H70L71 241L73 240ZM77 238V237H76ZM86 238V239H85ZM90 238V237H89ZM115 238V237H114ZM126 238V237H125ZM133 238V237H132ZM136 238V237H135ZM189 238V237H188ZM39 239V238H38ZM56 239V240H57ZM96 239V240H97ZM34 240V242H33ZM41 240V239H39ZM142 240V239H141ZM191 240V239H190ZM83 241V240H82ZM81 241V242H82ZM129 241V240H128ZM47 242L44 244L46 245ZM75 241H73L74 244ZM77 242L81 243L79 241V239H77ZM92 242V241H91ZM97 242V243H98ZM11 243V241H10ZM9 243V244H10ZM37 243L38 242L37 240ZM88 243V242H87ZM132 243V242H131ZM14 245V243H12ZM43 245V243H41ZM53 244V243H51ZM60 244V245H59ZM72 244V243H71ZM91 244V243H90ZM36 245V244H35ZM43 245V246H45ZM50 245V244H49ZM48 245V246H49ZM89 245V244H88ZM125 245V244H124ZM128 245V244H127ZM17 246V245H16ZM42 246V248H43ZM12 248L14 246H11ZM18 247V246H17ZM17 247L15 249H17ZM79 247V246H78ZM32 248V247H31ZM36 248V247H35ZM33 248V249H35ZM45 248V247H44ZM50 248V247H48ZM122 248V249H121ZM14 249V248H13ZM20 249V248H19ZM37 249V248H36ZM85 249V248H84ZM93 249V248H92ZM109 249V248H108ZM180 249V248H179ZM11 250V249H10ZM41 250V249H40ZM44 250V249H43ZM51 250V249H50ZM94 250V249H93ZM100 250V249H99ZM125 250V249H124ZM128 250V248H127ZM7 251V250H6ZM16 250H14L13 252H15ZM18 251V250H17ZM79 251V250H78ZM83 251V250H82ZM107 251V250H106ZM132 251V250H130ZM134 251V250H133ZM176 251H180V250H176ZM183 251V250H182ZM241 251V249H240ZM42 252V251H41ZM87 252V251H86ZM108 252V251H107ZM106 252V254H107ZM136 252V250H135ZM147 252V251H146ZM50 253V252H49ZM92 253V252H91ZM117 253V252H116ZM129 253V252H127ZM131 253V252H130ZM137 253V252H136ZM11 254V253H10ZM24 254V255H23ZM35 254V252H34ZM38 254V253H37ZM51 254V253H50ZM105 254V255H106ZM134 254V253H133ZM182 254V253H181ZM29 255V254H28ZM85 255V254H84ZM92 255V254H91ZM98 256V255H97ZM79 257V256H78ZM96 257V255H95ZM120 257V256H119ZM148 257V256H147ZM11 258V257H10ZM69 258V257H68ZM18 259V258H17ZM16 259V260H17ZM57 259V258H56ZM74 259V258H73ZM82 259V257H81ZM119 259V258H118ZM145 259V258H144ZM150 259V258H149ZM27 260V259H26ZM30 260V259H29ZM75 260V259H74ZM78 261V259H76ZM108 260V259H106ZM136 260V259H135ZM182 260V259H181ZM24 261V260H22ZM94 261V260H93ZM102 261V260H101ZM109 261V260H108ZM113 261V260H112ZM111 261V262H112ZM31 262V260L29 261ZM70 262V261H69ZM80 262V260H79ZM83 262V260H82ZM81 262V263H82ZM92 263V261H90ZM99 262V261H98ZM114 262V261H113ZM9 263V262H8ZM12 263V262H11ZM28 263V262H27ZM73 263V262H72ZM90 263V264H91ZM97 263V262H96ZM94 262V264H96ZM100 263V262H99ZM121 263V262H120ZM141 263V262H140ZM143 263V262H142ZM141 263V264H142ZM21 264V262H20ZM23 264V263H22ZM29 264V263H28ZM66 264V263H65ZM86 264H89L88 262H86ZM102 264V262H101ZM123 264V263H122ZM125 264V263H124ZM129 264V263H128ZM146 264V263H145Z\"/></svg>", "mask_w": 264, "mask_h": 264}, {"label": "crops", "instance_id": "obj_3", "mask_svg": "<svg viewBox=\"0 0 264 264\" xmlns=\"http://www.w3.org/2000/svg\"><path fill=\"white\" fill-rule=\"evenodd\" d=\"M59 21H61V20H59ZM52 22H53V20L51 22H47L46 25L49 26V25H51ZM83 25H85V24H83ZM78 26H80V25H78ZM15 33L19 35V31H15ZM27 36H29L30 38L32 37V35L30 36L28 34H27ZM47 37H48V39H44L43 40L44 42L40 41L38 43V44L47 43V44H50V47L46 50L43 49L42 51H39V57L41 59L38 61V63H36V66L39 67V70H35L34 72L32 70H28L29 64L26 65V68H24L25 70L23 69V71H22V69H21V72L19 70L20 65L17 66L20 59H21V56H22L20 54L21 53V46H15L12 42H10V43L5 42L3 44H0V49H2V51H3L2 52L0 50V101L5 100V102H7V103H5L6 109H8V107L11 106V104L16 105L17 104V103H15L16 99L21 100V97L25 96V98L24 97H22V98H24L23 99L24 101H27L28 99H26V98L31 95L33 97H36L34 100L36 101V103L38 102L37 104L42 105V103H43V106L45 105L48 108L50 106H53L55 108L57 107L55 109L56 115L59 112H61V114L65 113V115H67V113L68 114L69 113H75V104H76L75 98H77V95H79V99L80 100L82 99L81 102L82 101L88 102L89 106H90V104H92L93 99L95 98L94 100L98 104H104V106L111 107V109H113L112 113H114L117 116V118H120L118 115L121 116L124 113L125 108L128 110L130 108V110L132 109L131 110L132 113L130 112L131 117L128 118V120H133V122H136V121L143 122L144 120H148V118L147 117L144 118L143 115L149 113L150 110L148 112H145L143 115H141V112H140L141 108L140 107H142L143 109L144 108L147 109L146 108L147 105H151V100L155 99V97H156L155 95L164 94L165 96H168L170 98L174 97L175 100H177L176 102H178V103L181 102L179 97H178V94L181 95L182 99H184L185 97L188 96L186 94L187 91L185 90V88L184 89L182 88V85L178 84V86H177V85H173L171 83V80H173L176 73H178V71H174V72L172 71V69H174V70L176 69V68H174L175 63H173L172 59L166 60V62L161 63L157 66H154L155 68L156 67L161 68V69L157 70L158 73L157 72H154V73L143 72V73H141L140 68H143L144 65L139 63L136 60V57H135V59H132V62H134L135 65H133L132 62H131V64L126 63L129 66H126L125 63L120 62V60H118V59H120V53L118 51V47L117 48L115 47V49H113L114 51L108 47L109 49L106 51V53H107L106 56L97 57V53H99V52L95 53L96 54L95 60L89 62V66H91V65L98 66V67H100L99 69H101L102 72L100 75L101 80L91 79L92 84H91V87L88 89V91L91 90L94 93H89V96H88V94L85 92V90L81 89L82 87H85V86H81L77 90L76 85H75V81H74V79L76 78V74H74V72L76 73V71H78L77 76H78V78H80L79 80L83 81L87 85V82H89L90 79L85 80L84 78L89 75V72H87L85 70V68L83 70V67L88 66V65H82L81 67H77V69L73 73L71 72V70L70 71H68L69 69L67 70L68 64L72 63V65H77L80 63V62L79 63L76 62L75 59L77 57H79L82 60L86 59L85 55H83V56L82 55H77V56L75 55V53L77 54V52H80L79 47L77 48V51L75 50V46L77 44V39L72 38L69 40V38H67L69 42L66 39L65 43H67V42L71 43L72 42L73 45H74V43H76L74 45V48H71L70 46L66 47V46L62 45L61 47H59L61 49H59L55 45H58L57 43H59L60 41L63 40L62 36L59 33L54 32V29H53L52 33L51 32L48 33L46 38ZM28 40H30V39L28 38ZM31 40H32V38H31ZM71 40H73V41H71ZM18 44H19V41H18ZM77 45H79V44H77ZM106 46H107V44H105V46H104L105 49H106ZM17 48L19 49L17 52L13 51V49H17ZM33 48L37 49V47H34V46H33ZM50 48H52V49H50ZM6 50H8V51H6ZM115 50H117V52ZM59 51H61V53ZM138 51H139V49H138ZM135 52H137V51L136 50L133 51V53L136 55ZM145 52L146 51H143L142 53H145ZM230 52H231L230 48H228V53H230ZM255 52H257V51H254V53ZM33 56H34V54H33ZM163 56L160 55V56H158V58L163 57ZM23 57H25V56H23ZM103 57L106 58L105 59L106 61L103 60ZM153 58H154L153 60H155V61L158 60V58L157 57L155 58V56ZM194 58L195 59L192 58L193 60L192 59L189 60V62H188V59H190V58H186V59L183 57L180 58V59H184L182 64H184V65L189 64L191 66L190 69L188 68V70H190L191 72L194 70L195 67H197L199 65V64H196L199 61V60H197L198 58H196V57H194ZM67 62H69V63H67ZM156 62H158V61H156ZM106 64H108L109 66H104ZM149 65H150V63H149ZM107 67H109V68H107ZM177 70H180V69L177 68ZM167 71H168V74H167ZM13 72L14 73L17 72V73L14 74ZM128 73H131V75H129L130 77L128 76ZM17 76H19V77L17 78ZM95 81H96V84L94 83ZM42 83H44V85ZM114 84H115V87L112 88V86ZM56 86L58 87L57 91L55 90ZM130 87H132V88H130ZM62 90H64V91L62 92ZM173 91L175 93H173ZM196 96H194V97H196ZM176 97H178V98H176ZM201 97H203V96H201ZM39 98H41V100H39ZM17 100H16V102H17ZM131 101H135V102H133L134 104L132 105V107H127L126 105ZM135 103H137L136 106H134ZM118 106H120V107H118ZM69 110H70V112H69ZM57 111H58V113H57ZM121 111H123V113H121ZM6 113L10 114L8 112V110H6ZM104 113L106 114V112H104ZM128 113L129 112L122 115L123 117L122 116L121 117L123 119L122 118H120V119L124 120V116L127 115ZM61 114L59 113L58 115L61 116ZM58 115H57V117H59ZM126 117L127 116H125V118Z\"/></svg>", "mask_w": 264, "mask_h": 264}, {"label": "water", "instance_id": "obj_4", "mask_svg": "<svg viewBox=\"0 0 264 264\" xmlns=\"http://www.w3.org/2000/svg\"><path fill=\"white\" fill-rule=\"evenodd\" d=\"M257 67L260 68V69H264V59H261L260 62L257 63ZM224 77H225V76L222 75L221 78H218V79L220 80L221 83H222ZM221 83H220V84H221ZM72 117H73V114H70V115H68V116H66V117H64V118H61V119H62L63 121L68 120L69 122H72V120H73ZM212 260H213V259H212ZM212 260L209 261L210 264H211Z\"/></svg>", "mask_w": 264, "mask_h": 264}, {"label": "flooded vegetation", "instance_id": "obj_5", "mask_svg": "<svg viewBox=\"0 0 264 264\" xmlns=\"http://www.w3.org/2000/svg\"><path fill=\"white\" fill-rule=\"evenodd\" d=\"M107 112H108V110H107ZM107 112H106V113H107Z\"/></svg>", "mask_w": 264, "mask_h": 264}]
</instances>
